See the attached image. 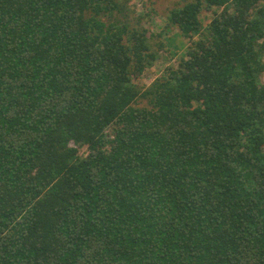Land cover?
<instances>
[{
  "label": "trees",
  "instance_id": "1",
  "mask_svg": "<svg viewBox=\"0 0 264 264\" xmlns=\"http://www.w3.org/2000/svg\"><path fill=\"white\" fill-rule=\"evenodd\" d=\"M185 1L146 87L132 0H0V264H264V0Z\"/></svg>",
  "mask_w": 264,
  "mask_h": 264
},
{
  "label": "rangeland",
  "instance_id": "2",
  "mask_svg": "<svg viewBox=\"0 0 264 264\" xmlns=\"http://www.w3.org/2000/svg\"><path fill=\"white\" fill-rule=\"evenodd\" d=\"M188 1L185 0H132L136 15L145 16L142 22L147 31V36L161 46H155L157 56L152 66L146 69L141 78V83L149 86L156 78L160 77L168 67L177 66L180 58L185 54V47L188 42L180 35L178 29L168 28L167 14L170 10L182 6ZM264 5V1L261 2ZM213 16V11H203L199 15L201 28H205ZM264 83V73L261 76ZM86 149L80 151L83 156Z\"/></svg>",
  "mask_w": 264,
  "mask_h": 264
}]
</instances>
